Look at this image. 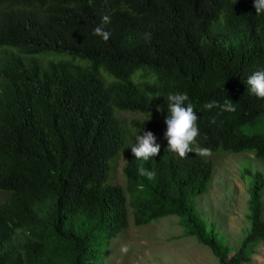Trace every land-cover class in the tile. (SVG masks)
<instances>
[{"label":"trees","instance_id":"obj_1","mask_svg":"<svg viewBox=\"0 0 264 264\" xmlns=\"http://www.w3.org/2000/svg\"><path fill=\"white\" fill-rule=\"evenodd\" d=\"M103 15L107 42L94 34ZM260 69L264 13L254 0H0V264H103L129 212L135 227L178 217L218 264L249 263L264 244L263 175L246 172L250 227L230 254L194 201L212 163L181 158L167 141L136 160L118 115L143 114L130 127L160 140L168 95L187 93L202 147L264 161V132L242 130L264 124V99L246 83ZM225 100L234 113L205 107ZM114 157L113 168L124 158L123 186L109 181ZM141 166L154 178L138 175Z\"/></svg>","mask_w":264,"mask_h":264},{"label":"rangeland","instance_id":"obj_2","mask_svg":"<svg viewBox=\"0 0 264 264\" xmlns=\"http://www.w3.org/2000/svg\"><path fill=\"white\" fill-rule=\"evenodd\" d=\"M64 61L70 60L65 59ZM82 65L88 66L86 62H82ZM98 77L102 81L103 79L107 80L103 72ZM107 77L113 81L111 76L107 75ZM118 116L125 125L129 126L124 127L128 138L127 130L129 131V128L131 130L130 144L137 146L136 137L138 134L132 130L130 123L143 120L144 115L141 113H120ZM148 117L157 120L160 118L159 113L153 110L148 113ZM242 130L248 133L252 131L264 132V124H259L256 127L245 125ZM166 141L165 138H162L157 140V143ZM204 158L212 163L213 172L206 192L194 200L196 210L206 225V233H212L216 240L226 246L229 253L232 254L240 246L250 227L248 191L253 176L247 175L246 172L260 173L264 177V161L255 158L249 152L234 154L218 151ZM114 161L115 157L109 162L111 168L109 181L123 186L124 158L120 157L113 168ZM184 232L185 229L178 217L169 216L154 220L146 226L135 227L132 223L131 212H129L128 228L108 243L103 264H218L208 247L201 245L196 237L186 236ZM122 245L128 246L127 254L121 253ZM244 264H264V244L257 245L251 255V261Z\"/></svg>","mask_w":264,"mask_h":264},{"label":"clouds","instance_id":"obj_3","mask_svg":"<svg viewBox=\"0 0 264 264\" xmlns=\"http://www.w3.org/2000/svg\"><path fill=\"white\" fill-rule=\"evenodd\" d=\"M254 7L257 15L264 13V0H254ZM111 22V18L108 15H103L101 24L94 29V34L102 37L107 42L110 39V33L105 30V25ZM145 39L150 40V34H145ZM248 90L251 94L258 98L264 99V69H260L254 72L246 80ZM187 102V106L186 105ZM168 103V116L165 119L167 130L165 132V139L168 143L167 151L175 152L181 158H186L188 154L195 153L201 157L210 156L211 150L206 147H202L199 143V126L198 119L193 106L190 102L187 93H175L169 94L167 97ZM207 109L213 107L220 108L222 112L234 113L236 107L232 100H225L221 105L216 101H211L205 105ZM211 123L215 124V118ZM205 140L207 137L204 138ZM138 141L137 146L132 147V153L136 157V160H149L150 158L159 155L161 145L157 143V137L151 131H144L142 134L136 137ZM138 175L147 177L149 180L154 178L155 173L153 171L146 170L143 166L138 169ZM122 254H127L129 248L127 245H122L120 248Z\"/></svg>","mask_w":264,"mask_h":264}]
</instances>
